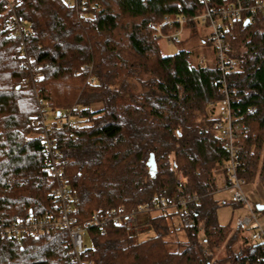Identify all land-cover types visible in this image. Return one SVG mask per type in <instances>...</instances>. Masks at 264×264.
I'll use <instances>...</instances> for the list:
<instances>
[{
  "label": "trees",
  "instance_id": "trees-1",
  "mask_svg": "<svg viewBox=\"0 0 264 264\" xmlns=\"http://www.w3.org/2000/svg\"><path fill=\"white\" fill-rule=\"evenodd\" d=\"M75 2L16 0L15 12L30 29V67L16 51L6 29L9 11L0 2V220L57 213L41 137L32 124L36 91L52 112L77 107L80 128L73 136L57 135L56 145L68 160L67 184L77 196L75 224L90 222L93 212L103 217L118 207L128 212L149 203L165 195L179 173L186 178L185 191L199 196L182 214H150L152 235L144 239L111 221L88 223L86 257L92 264H262L264 246L251 242L239 223L217 219V208L227 201L213 194L226 177L227 153L206 104L223 97L215 83L218 70L194 61L187 50L161 53L153 37L152 25L164 15L190 14L199 3ZM243 22L231 28L238 70L227 83L234 89L232 114L245 124L235 141L241 176L264 187V21ZM254 210L264 214V207ZM175 213L185 240L171 237L175 228L168 221ZM66 241L63 229L0 239V264H73ZM217 250L222 255L214 257Z\"/></svg>",
  "mask_w": 264,
  "mask_h": 264
},
{
  "label": "built area",
  "instance_id": "built-area-1",
  "mask_svg": "<svg viewBox=\"0 0 264 264\" xmlns=\"http://www.w3.org/2000/svg\"><path fill=\"white\" fill-rule=\"evenodd\" d=\"M67 5L75 4L76 0H66ZM200 7L188 14L174 12L166 14L162 19L152 25L153 37L157 41L172 44L184 40L192 29L197 30L202 42L210 44L213 58L200 57L201 65L212 64L218 70L215 83L218 84L223 97L218 101H208L206 112L209 118L214 119L215 130L220 137V145L226 150L227 157L224 163L225 178L219 180V187L215 191H225L227 198L241 205L236 222L247 232L246 237L251 242H259L264 246V226L258 222L259 214L254 210V204L244 192L245 181L241 176L243 171L240 163L236 135L245 127L243 121L233 116L231 100L234 89L227 83L229 75L238 70V61L234 56L233 40L230 36L233 23L245 21L256 22L257 18L264 21V0H196ZM9 11L6 20V29L16 41V51L30 67L29 57L25 45L26 36L30 29L25 22L20 20L15 12L16 0H0ZM181 8V7H180ZM193 25V28L190 27ZM37 46H40L38 44ZM36 65L35 68H38ZM84 67L83 69H85ZM36 113L32 120L35 133L41 137V150L45 174L53 181L49 192L50 198L58 205L55 215L26 214L13 219L0 220V239L10 240L21 236L40 237L53 230L63 229L66 233L68 254L73 264H92L87 258L85 231L88 223L104 225L111 221L115 225H123L129 235H141L149 229L148 218L153 211L162 212L170 207L178 210L180 214L199 196L185 191V176L179 173L174 185L167 190L165 195L155 197L149 203L139 204L131 211H124L122 207L111 210L101 217L98 212H93L90 222L81 225L75 224L72 217L73 205L77 196L67 184L65 167L66 158L61 157L57 149V135L60 133L73 136L80 128L81 122L77 115V107L52 112L47 101L35 91ZM189 225V220H184ZM262 264H264V259Z\"/></svg>",
  "mask_w": 264,
  "mask_h": 264
},
{
  "label": "rangeland",
  "instance_id": "rangeland-1",
  "mask_svg": "<svg viewBox=\"0 0 264 264\" xmlns=\"http://www.w3.org/2000/svg\"><path fill=\"white\" fill-rule=\"evenodd\" d=\"M203 39H201V37L199 36V33L197 30H193L192 32L190 31L189 35L187 36L186 39L181 40L179 42L176 43H172V44H166L163 41H158L161 53L163 54H172L178 50H187L191 53L193 60L198 61V59L200 57H205L207 59H212L213 58V50L212 47L210 46V44H208L207 42H202ZM221 180V179H220ZM257 182V181H255ZM223 199H227V197L223 196ZM227 203L226 204H221L218 208H217V219L218 222L221 224H227L229 222L232 223L233 226L236 225V219L238 218L239 213H241V208L237 209L236 207H234L233 204H231V202H229V200H226ZM256 205V204H254ZM175 210V208L170 207L167 209L168 212H173ZM158 211H153L152 214L157 213ZM169 225H171L172 227L175 228L174 233H171V237L177 238L179 240H185L186 238V234L184 229L181 227L179 228L178 225L180 223V217L177 213L172 214L169 221H168ZM152 235V231L150 230V228L144 232L141 235H138L137 237L139 239H144L148 236ZM247 235V232H246ZM198 237L199 239H201L203 237V233L202 230H200V232L198 233ZM169 247L171 249H174L176 247L175 244H170ZM222 255V252L220 250H217L215 253L214 257H219Z\"/></svg>",
  "mask_w": 264,
  "mask_h": 264
},
{
  "label": "crops",
  "instance_id": "crops-1",
  "mask_svg": "<svg viewBox=\"0 0 264 264\" xmlns=\"http://www.w3.org/2000/svg\"><path fill=\"white\" fill-rule=\"evenodd\" d=\"M244 192L248 196L249 200L253 204H262L264 205V187L260 184V182H248L243 186ZM223 196H227L225 191H217L213 194V198L218 201H225ZM226 200H229L228 198ZM229 202H231L229 200ZM232 204V203H231ZM258 222L261 226H264V214L259 215ZM221 224V223H220Z\"/></svg>",
  "mask_w": 264,
  "mask_h": 264
},
{
  "label": "water",
  "instance_id": "water-1",
  "mask_svg": "<svg viewBox=\"0 0 264 264\" xmlns=\"http://www.w3.org/2000/svg\"><path fill=\"white\" fill-rule=\"evenodd\" d=\"M247 23H248L247 20H245V21L243 22L244 25H246ZM152 160H153V156L150 155V156H149V161H148V163L151 165V168L153 169V168H154V163H153ZM263 207H264V205H262V204H256V208H257L258 210H261Z\"/></svg>",
  "mask_w": 264,
  "mask_h": 264
}]
</instances>
